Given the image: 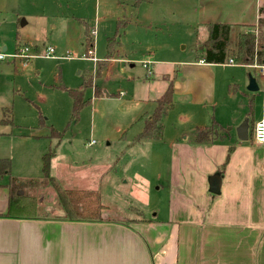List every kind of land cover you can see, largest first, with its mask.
<instances>
[{
	"label": "rangeland",
	"instance_id": "obj_1",
	"mask_svg": "<svg viewBox=\"0 0 264 264\" xmlns=\"http://www.w3.org/2000/svg\"><path fill=\"white\" fill-rule=\"evenodd\" d=\"M221 4L220 0H0V50L7 47L6 55H12L17 45L19 54L27 46L31 55L28 60L15 58V63L9 56L0 61V133L40 130L48 135L52 127L64 131L55 150L64 164L72 165L54 167L58 188H52L38 178L43 176L42 155L56 143L49 147L44 138L37 145H23L0 136V158L11 161V177L36 179L16 193L24 206L22 202L23 208L14 213L65 216L59 200L80 209L75 197L84 194L79 190H93L95 205L88 207L104 219L128 224L133 219L162 223L172 218L168 202L173 191L172 140L191 138L197 127H210L219 119L227 123L234 111L244 117L253 108L245 68L209 69L198 63L209 37L207 22L201 20ZM89 38L95 47L86 52ZM109 39L113 48L108 57ZM50 47L54 53L48 56ZM114 56L118 61L111 59ZM167 77L175 83V108L163 118V138L135 142L143 128L141 118L153 113ZM85 80L89 87L82 98L89 103L80 109L78 120L73 119L69 91L84 88ZM7 108L13 113H8V121L12 116L20 127L1 124Z\"/></svg>",
	"mask_w": 264,
	"mask_h": 264
},
{
	"label": "crops",
	"instance_id": "obj_2",
	"mask_svg": "<svg viewBox=\"0 0 264 264\" xmlns=\"http://www.w3.org/2000/svg\"><path fill=\"white\" fill-rule=\"evenodd\" d=\"M220 1L222 4L215 13L203 15L201 22H207L205 26L212 23L254 26L264 6V0ZM86 47V52L94 49L95 41H88ZM16 48L17 45L14 53ZM0 51L4 52V47ZM11 59L15 63V59ZM201 60L199 58L198 63L202 68L213 69L217 65L245 68L248 76L252 74L257 78L259 91L250 92L254 93L250 97L253 108L244 117L234 111L227 123L219 119V123L213 121L210 127H197L191 138L172 140L169 179L173 191L168 200L174 213L172 218L162 223L157 219H133L124 224L111 220L70 221L61 215L54 219L7 217L10 176H0V264H264V145L254 138L256 124L264 120V76L257 67ZM166 80L168 85L159 98L171 82L175 88L173 80L169 77ZM85 83L86 80L84 88L78 90H85ZM156 101L153 113L142 116L143 128L135 142L163 138L162 121L161 139L137 141L145 120L156 110ZM4 113L3 126L20 127L14 124L12 116L10 121L7 119L11 108ZM245 121L249 124V139L241 140L238 128ZM226 126L232 127L227 129ZM198 128H214L218 138L215 136L212 144H198L195 141ZM51 129L48 135L35 130L37 132L31 134L2 132L0 136L11 143L21 141L23 145H37L36 142L45 138L50 147L54 143L49 137ZM230 148L233 151L224 166ZM41 154H44L42 150L39 156ZM60 157L56 152L51 161V175L54 167L57 170L72 166L64 164L66 160ZM215 175L221 176L219 194L210 192L209 179Z\"/></svg>",
	"mask_w": 264,
	"mask_h": 264
},
{
	"label": "trees",
	"instance_id": "obj_3",
	"mask_svg": "<svg viewBox=\"0 0 264 264\" xmlns=\"http://www.w3.org/2000/svg\"><path fill=\"white\" fill-rule=\"evenodd\" d=\"M209 37L204 41V56L201 57L203 62L211 64H226L233 63L247 67H263L264 66V6L261 8V17L254 26H245L239 24H224V23H212L207 25ZM90 40L89 42H91ZM112 39H109L108 55H112ZM89 87L88 82L85 83V88ZM63 88V87H62ZM83 90H70L69 94L73 100V113L72 118L78 120L79 111L87 102L83 101L84 96ZM96 96H100L101 92L98 90L95 93ZM157 107L154 114L145 120L144 130L138 137L137 141L144 139H161L163 133V117L164 115L174 108L175 97L173 82L169 84V88L164 95L156 101ZM215 129L218 126L215 125ZM217 134L213 129H197L195 141L198 144H212ZM49 137L55 141V146L51 147L43 157V176L38 178L40 183L50 182L51 187L58 188L56 178L51 175V161L56 156L55 147L59 146L64 138V131H58L51 129ZM218 138V136H217ZM233 149H229V154L226 160V164L230 160ZM11 161L9 159H0V176H10L8 188L10 191L9 208L6 214L7 217L13 215L18 216L14 213L16 210L23 208L24 202L17 196V192L21 189L30 187L35 183L36 179L19 180L11 177ZM34 186V185H33ZM82 194V198L75 197L76 203H81L80 209H72L67 200H59V205L62 208L65 219L70 221H103L104 219L101 212L89 208V205H95V199L92 197L93 190H79ZM78 194V193H77ZM79 195V194H78ZM23 202V206H21ZM74 210L77 214H74ZM20 217V216H19ZM50 219L57 218L58 216L49 215ZM46 217V218H49ZM26 218H37V217H26Z\"/></svg>",
	"mask_w": 264,
	"mask_h": 264
},
{
	"label": "built area",
	"instance_id": "obj_4",
	"mask_svg": "<svg viewBox=\"0 0 264 264\" xmlns=\"http://www.w3.org/2000/svg\"><path fill=\"white\" fill-rule=\"evenodd\" d=\"M28 52H29V48L27 46H22L19 54L15 53L12 55H6L5 52L0 51V61H4L8 56L14 59L18 58V59L28 60L31 58L30 52L29 53ZM53 53H54V49L50 47L49 50L47 51V55L49 56L52 55ZM89 54L93 55V52L90 51ZM230 62L233 63L232 60ZM23 65L26 66L27 63H24ZM257 68L260 70V74L264 76V66ZM254 138L258 144L264 145V120L256 124L254 131Z\"/></svg>",
	"mask_w": 264,
	"mask_h": 264
},
{
	"label": "water",
	"instance_id": "obj_5",
	"mask_svg": "<svg viewBox=\"0 0 264 264\" xmlns=\"http://www.w3.org/2000/svg\"><path fill=\"white\" fill-rule=\"evenodd\" d=\"M6 51V47H4V52ZM247 90L249 92H258L259 85L258 80L254 75L249 76V85ZM249 124L248 121H245L239 128H238V136L241 140H248L249 139ZM221 176L215 175L209 179L210 184V192L213 194H219L221 191Z\"/></svg>",
	"mask_w": 264,
	"mask_h": 264
}]
</instances>
